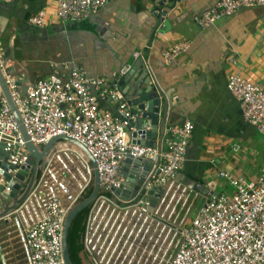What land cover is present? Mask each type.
<instances>
[{
  "label": "built area",
  "instance_id": "2783aa9c",
  "mask_svg": "<svg viewBox=\"0 0 264 264\" xmlns=\"http://www.w3.org/2000/svg\"><path fill=\"white\" fill-rule=\"evenodd\" d=\"M10 1L0 0V5ZM53 1L56 16L65 22L95 14L110 0ZM254 7L263 9L264 24V0H217L194 21L206 29L240 9ZM28 22L42 28L45 12L39 11ZM189 48V42H179L161 50L160 56L168 65ZM3 60L0 50V69L29 141L41 148L53 137H70L97 164L100 192L89 206L82 236V251L89 264H264V173L256 180L219 173L232 192L216 193L188 220L185 206L190 191L177 185L175 178L186 159L192 122L168 126L159 146L138 145L132 143L133 129L128 128L134 116L123 95L105 79L88 77L80 67L71 65L67 75L39 78L19 96L14 80L4 71ZM226 88L238 101L244 121L264 139V89L237 72L228 76ZM107 100L114 104L112 113L99 106ZM143 131L137 134V141ZM58 145L42 163L28 197L1 219L17 229L26 264H64V218L93 180L87 161L75 150L64 149V143ZM0 154L7 155V167H0L1 201L11 193L17 173L30 171L26 142L1 89ZM127 156L152 164L145 179L137 183L140 188L135 195L121 175ZM132 167L127 165V170ZM141 175L140 168L136 181ZM154 187L163 192L150 211L148 192Z\"/></svg>",
  "mask_w": 264,
  "mask_h": 264
},
{
  "label": "crops",
  "instance_id": "0c3cea01",
  "mask_svg": "<svg viewBox=\"0 0 264 264\" xmlns=\"http://www.w3.org/2000/svg\"><path fill=\"white\" fill-rule=\"evenodd\" d=\"M158 1L110 0L95 14L63 22L56 16L53 0H11L0 5L1 25L6 22V26L0 25V50L7 55L12 42L19 71L27 72L32 83L67 75L68 68L75 65L88 77L105 79L112 86L113 81L123 79L125 65L137 76L139 69L131 67H136V58L146 49L154 75L151 83L168 101L166 121L173 125L190 121L194 126L175 182L182 185L185 179H192L206 191V195L188 192L185 207L190 212L194 205L196 212L216 193L232 192L219 173L245 180H256L264 173V139L244 121L238 101L226 88L228 76L237 72L264 89L263 9L243 8L200 29L194 17L217 0H172L164 15L167 26L161 23L162 32L153 34L155 21L150 11ZM39 11L45 12L42 28L28 22ZM183 41L190 43L189 50L165 64L160 51ZM112 88L124 98L131 84ZM99 106L114 112V104L108 100ZM3 229L9 238L18 234L13 224L1 220L0 232ZM20 255L26 264L22 247ZM81 257L83 264L89 263L86 255Z\"/></svg>",
  "mask_w": 264,
  "mask_h": 264
},
{
  "label": "water",
  "instance_id": "95a60500",
  "mask_svg": "<svg viewBox=\"0 0 264 264\" xmlns=\"http://www.w3.org/2000/svg\"><path fill=\"white\" fill-rule=\"evenodd\" d=\"M171 1L172 0H160L150 11V15L155 21L153 34L156 31L162 32V29L159 28L161 23H163L164 26H167L168 20H164V15L169 12V9L173 5ZM2 23V20H0V25ZM1 26H6V22L5 25ZM2 32V27H0V35ZM149 38H151V36H149ZM134 64H136V67H131V70L136 71L139 69L136 77L130 73L129 65H125L122 72L124 74L123 79L120 82L113 81V84L112 86L110 85V87L112 88L116 84L119 86H122L124 83L131 84V89L129 91H125L124 93V100L131 112V115L134 116L128 125L129 129H133L131 133L132 143L150 147H155L156 145L159 146L165 132V127L172 125V123H170L168 120L166 121L169 110L168 101L166 100L165 96H163L162 92L151 83V80L154 78L149 73L147 68L150 67V64L148 63L146 49L141 51V54L136 58V62ZM18 65L19 63H17L15 60L12 42H10L8 54L6 55L4 53L3 67L5 73L14 80V84L18 87L19 96H23L27 88L33 83L30 82L27 72L22 73L19 71ZM0 89L11 113L16 120L20 134L23 140L26 142V150L29 154L28 166L30 167V171H28L27 168L26 170H21L17 173L15 176L17 182L13 184L11 193L6 196L4 200L0 201V220L15 211L31 193L41 171L42 163L55 150L56 144L64 143V149H72L78 152L87 161L92 169L93 180L90 194L81 201L77 202L75 205L71 206V208H68L63 222L61 238L62 258L64 264H72L68 251V233L74 217L79 212L89 207L100 192L97 164L88 150L79 142L70 137L56 136L50 139L41 148L34 146L29 141L21 117L13 104L1 69ZM159 123L161 126L158 128ZM140 130L144 131L140 140L137 141V134L140 133ZM129 164L133 166L132 170L130 171L127 170V165ZM151 166L152 164L149 162L142 161L140 159L134 160L128 156L124 160L121 175L126 178L125 186H131V188H133L131 193L132 195H135L139 190L140 187L137 185V183L142 182L145 179ZM0 167L3 169L7 167V155L5 154L3 157L0 154ZM140 168L142 169V175L139 178L140 180L136 181V177ZM5 178L9 180L10 176L5 174ZM182 185H184L188 191H194L200 195L207 194L202 186L192 179H185V181L182 182ZM162 192L163 189L157 187L152 188L148 192L150 211L155 207L156 202L161 197Z\"/></svg>",
  "mask_w": 264,
  "mask_h": 264
},
{
  "label": "trees",
  "instance_id": "16d2710c",
  "mask_svg": "<svg viewBox=\"0 0 264 264\" xmlns=\"http://www.w3.org/2000/svg\"><path fill=\"white\" fill-rule=\"evenodd\" d=\"M90 194V189L86 192L83 198ZM89 212V207L79 212L72 220L68 233V251L72 264L82 263V236L85 228V221Z\"/></svg>",
  "mask_w": 264,
  "mask_h": 264
},
{
  "label": "rangeland",
  "instance_id": "374dc122",
  "mask_svg": "<svg viewBox=\"0 0 264 264\" xmlns=\"http://www.w3.org/2000/svg\"><path fill=\"white\" fill-rule=\"evenodd\" d=\"M92 181L89 186L91 189ZM81 201V200H80ZM71 208V207H70ZM187 207H185L186 209ZM195 213L194 205L191 207V211L188 213V220H190ZM14 235V236H13ZM11 234L12 238H9L6 234V230L3 229L0 232V264H22L21 262V245L19 234ZM7 239V240H6ZM172 251H174L172 249ZM89 264V263H88Z\"/></svg>",
  "mask_w": 264,
  "mask_h": 264
},
{
  "label": "clouds",
  "instance_id": "9594fccd",
  "mask_svg": "<svg viewBox=\"0 0 264 264\" xmlns=\"http://www.w3.org/2000/svg\"><path fill=\"white\" fill-rule=\"evenodd\" d=\"M82 199H83V198H82ZM82 199H81V200H82ZM82 253H83V251H82Z\"/></svg>",
  "mask_w": 264,
  "mask_h": 264
}]
</instances>
